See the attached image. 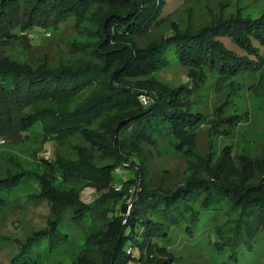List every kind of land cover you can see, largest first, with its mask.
<instances>
[{
	"label": "trees",
	"instance_id": "obj_1",
	"mask_svg": "<svg viewBox=\"0 0 264 264\" xmlns=\"http://www.w3.org/2000/svg\"><path fill=\"white\" fill-rule=\"evenodd\" d=\"M92 1L0 0V40H15L30 32L34 35L38 33L34 29L40 27L54 30L60 21L81 15ZM100 3L105 11L100 17V42L105 51L96 55L98 59H88V49L82 51L86 54L79 60L56 64L47 57L37 64L29 58L0 56V137L19 130L21 123L29 131L38 120L44 122L47 137H62L65 132L87 127L115 107L121 111L110 134L114 138L102 139L104 150L116 157L113 164H99L85 150L88 145L82 144L75 145L82 152L77 159L59 155L53 160L44 158L36 162L38 167L45 168L44 172H35L42 183L40 197L52 200L56 225L39 229L35 236L26 238L8 264H42L40 241L47 251L63 246L68 238L61 226L68 211L73 210L79 212L76 223L82 225L85 222L79 219H85L88 213L91 217L88 226L95 224L92 229L95 239L106 236L108 242V246L100 247L105 257L99 260L91 256L90 264H165V260L174 258V253L158 238L166 239L171 227L183 223L193 234L204 211L228 216L223 222L216 216L210 219L217 235L213 244L218 250H230L231 258L237 259L239 248H253L264 228V150L258 155L255 147L236 155L238 149L230 144L221 151L213 147L207 152L193 151L199 132L198 122L194 129L192 120L198 119L200 109L192 86L165 84L152 73L170 65L171 52L179 62L196 67L219 63V69L229 71L223 75H231L242 66H254L255 60L250 56L254 55L259 57L258 65H263L253 86V92L260 95L264 91V11L257 15L231 14L200 27L175 24V30L164 36L152 30L165 21L162 13L167 0H100ZM222 36L231 37L247 53L233 50ZM130 43L135 52L124 49ZM113 79L116 83H112ZM96 85L99 88L80 107L65 111L78 93ZM236 115L237 111H230L220 114L218 120H224L232 128ZM96 136L91 137L90 143L96 144L102 138ZM164 142L192 157L181 179L170 187H156L149 159ZM141 143L149 144V153L142 152ZM124 146H132L131 154L123 153ZM18 164L19 170L0 176V188L10 191L22 175L34 173ZM117 166L131 171L120 189L116 187ZM72 176L96 185L101 191L88 209H83L79 193L72 196L54 192L55 181L65 183ZM138 179L146 190L133 198L132 212L122 213L119 200L125 197L127 202L129 182ZM0 200L6 202L4 198ZM126 208L125 204L123 211ZM147 211L158 213L160 218L149 216ZM229 214L238 217L231 219ZM96 218L101 222H96ZM106 222L112 225L107 230L103 228Z\"/></svg>",
	"mask_w": 264,
	"mask_h": 264
},
{
	"label": "rangeland",
	"instance_id": "obj_2",
	"mask_svg": "<svg viewBox=\"0 0 264 264\" xmlns=\"http://www.w3.org/2000/svg\"><path fill=\"white\" fill-rule=\"evenodd\" d=\"M261 11H264V0H167L162 13L165 21L155 26L152 31L168 36L175 30V24L181 27L191 23L195 27H200L225 19L231 14L257 15ZM104 13L100 0H93L81 15L60 21L54 26V30L51 28L45 31L40 27L34 29L38 31L34 35L30 32L15 40H0V56H13L22 60L29 58L37 64L43 60V57H47L56 64L59 61L79 60L86 54L83 53L85 49H88V59H98L96 55H103L102 51H105L103 42H100L102 39L100 17ZM222 38L236 52L247 53L246 49L236 44L231 37L222 36ZM255 43L260 44L257 40ZM260 46L263 48L261 44ZM124 49L135 52V47L131 43L126 44ZM250 56L255 60L254 66H242L231 75H223L229 71L219 69V63L196 67L179 62L171 52L170 65L152 73L155 79L165 84L177 86L187 83L192 86L196 105L200 109L198 119L192 120L194 129L198 122L197 131L199 132L196 145L192 147L193 151L207 152L212 147L221 151L231 144L238 149L236 155L255 147L257 154H262L264 150V91L259 95V92H253V86L257 83L263 65H258L256 62L259 57ZM99 60L102 61L103 58ZM195 69L198 70L197 73ZM112 83L116 81L113 79ZM98 88L99 86L96 85L78 93L70 100L65 111L80 107ZM228 108L229 111H227ZM230 111H237L235 126L232 128L224 120H218L220 114H228ZM120 115V109L115 107L111 113L100 116L87 127L65 132L62 137H47L42 120L32 124L29 131L24 130L21 123L19 130L0 137L4 139L0 145V176L19 170L18 162L23 164L25 170L30 168L34 171L32 174L22 175L17 186L10 191L0 188V199L4 198L6 201L3 203L0 200V264H8L22 248V242L26 238L35 236L39 229H51L53 225H56L52 200L48 197H40L42 183L35 172H44L45 168L38 167L36 162H42L44 158L53 160L59 155L68 157V160L77 159L82 152H78L75 145L82 144L88 145L85 150L99 164L105 162L113 164L116 162V157L108 149L104 150L102 139L105 137L111 141L114 138L110 134H112L115 120ZM93 136L102 138L96 144H92L90 141ZM167 146L169 143L164 142L159 150L153 151L149 159L153 170L152 183L156 187H170L181 179L188 166V159L192 157L187 152H179ZM140 147L142 152L149 153V144L141 143ZM121 149L123 153L129 152L132 146H124ZM138 154H140L139 151ZM115 170L117 171L115 172L116 187L120 189L121 183L131 175V171L129 168L120 166H117ZM83 180L78 176H72L65 183L55 181L54 192L72 196H77L79 193L78 198L84 205L83 209H88V204L100 196L101 191L96 185ZM129 184L130 198L127 202L125 197L119 200L122 204L118 208L122 210V213L132 212L133 198L139 191L146 190L140 179L130 180ZM125 204L127 208L123 211ZM68 212L61 226L68 239L56 251H47L45 243L43 242L42 245L40 241L42 264H90L91 256L102 260L105 253L100 250V247L108 246L106 236H103L102 240L95 239L92 232L95 224L88 226V222L91 221L88 213L85 219H79V221L82 220L80 222H85V225H82L76 223L79 212L74 210ZM148 215L155 219L160 218L158 213L150 212ZM215 216L222 222L228 217L225 214L216 215L204 211L193 234L186 230V223H183L181 226L171 227L166 239L158 238L161 244L170 247L174 253V258L165 260V264H264V228L259 231L254 247H240L237 259H233L230 256V250H218L213 244L217 235L214 222L210 219ZM229 217L235 219L238 216L229 214ZM95 221L100 223L101 219L96 218ZM233 222L235 223V220ZM111 226L110 222H106L103 228L107 230ZM38 235L41 236L40 232ZM105 251L109 252L108 249ZM86 258L88 259L80 261Z\"/></svg>",
	"mask_w": 264,
	"mask_h": 264
},
{
	"label": "built area",
	"instance_id": "obj_3",
	"mask_svg": "<svg viewBox=\"0 0 264 264\" xmlns=\"http://www.w3.org/2000/svg\"><path fill=\"white\" fill-rule=\"evenodd\" d=\"M3 141H4V139H1V138H0V144H1Z\"/></svg>",
	"mask_w": 264,
	"mask_h": 264
}]
</instances>
